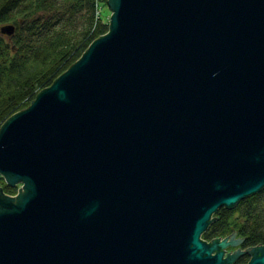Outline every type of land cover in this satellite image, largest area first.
Masks as SVG:
<instances>
[{
  "label": "water",
  "instance_id": "95a60500",
  "mask_svg": "<svg viewBox=\"0 0 264 264\" xmlns=\"http://www.w3.org/2000/svg\"><path fill=\"white\" fill-rule=\"evenodd\" d=\"M107 2L108 32L0 127L21 184L0 264H264L202 238L264 188V0Z\"/></svg>",
  "mask_w": 264,
  "mask_h": 264
},
{
  "label": "trees",
  "instance_id": "16d2710c",
  "mask_svg": "<svg viewBox=\"0 0 264 264\" xmlns=\"http://www.w3.org/2000/svg\"><path fill=\"white\" fill-rule=\"evenodd\" d=\"M97 0H0V25L14 24L12 36L0 32V127L27 108L44 88L67 70L93 40L108 32L109 15L97 18ZM107 4V0H101ZM83 22L79 30L76 23ZM0 186L16 194L0 175ZM202 234L211 240L237 232L241 247L264 245V188L235 206L220 207ZM247 258L232 264H246Z\"/></svg>",
  "mask_w": 264,
  "mask_h": 264
},
{
  "label": "rangeland",
  "instance_id": "374dc122",
  "mask_svg": "<svg viewBox=\"0 0 264 264\" xmlns=\"http://www.w3.org/2000/svg\"><path fill=\"white\" fill-rule=\"evenodd\" d=\"M101 14L103 16H105V15L108 14L109 15L108 21H110L111 9H110V6L108 5V3L107 4L104 3V2L102 3ZM83 25H84L83 22H78V24L76 23V28L80 30L83 27ZM236 247H238V245H234V246H230L229 245V246H227V249L226 250H233V248H236ZM230 252H232V251H230Z\"/></svg>",
  "mask_w": 264,
  "mask_h": 264
},
{
  "label": "flooded vegetation",
  "instance_id": "af4514ba",
  "mask_svg": "<svg viewBox=\"0 0 264 264\" xmlns=\"http://www.w3.org/2000/svg\"><path fill=\"white\" fill-rule=\"evenodd\" d=\"M242 242L243 241H241V243L238 245V247L233 248V250H225L226 251V254L228 253V251L229 252L232 251V253H234L238 248H240L241 250H247L249 247H241ZM240 258H242V259L243 258H247V262H248V260L250 259V255L248 253H243V254L239 255L237 259H240Z\"/></svg>",
  "mask_w": 264,
  "mask_h": 264
}]
</instances>
